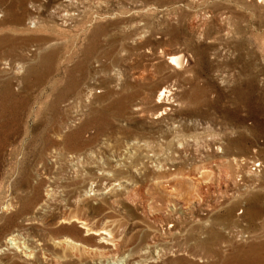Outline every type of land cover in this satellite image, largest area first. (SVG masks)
Here are the masks:
<instances>
[{"label":"rangeland","instance_id":"374dc122","mask_svg":"<svg viewBox=\"0 0 264 264\" xmlns=\"http://www.w3.org/2000/svg\"><path fill=\"white\" fill-rule=\"evenodd\" d=\"M0 36V264H35L12 234L48 264H232L264 243L236 196L264 203V0H0ZM47 52L40 82L14 78Z\"/></svg>","mask_w":264,"mask_h":264},{"label":"bare ground","instance_id":"6f19581e","mask_svg":"<svg viewBox=\"0 0 264 264\" xmlns=\"http://www.w3.org/2000/svg\"><path fill=\"white\" fill-rule=\"evenodd\" d=\"M10 42H11V39L9 37L0 36V59L5 58L6 54L4 53V47L10 44ZM194 50H195L196 55L198 56L199 64L202 66L204 63L201 61L205 57L204 49L202 47L197 46V47H194ZM165 60L168 63H170V65L173 64L176 67H182L184 65L183 62L185 60V54H183V52L181 51H176L174 53H166ZM51 62H52V52L44 53L41 56L40 61L39 63H37L36 66L26 67V65L28 64V61L27 60L23 61L19 59L17 60L16 64H14L15 66H12V75L14 76L15 79L16 78L20 79V81L24 83L25 87H27L26 79L28 80L27 78L28 73H30V71H34L35 78L33 77V79L35 83H38L44 77V73L49 70ZM13 98H14V94L11 90L10 81L5 78L0 79V109L3 111L5 106ZM78 133H80L79 130L73 132L71 136L75 135L78 137ZM250 161L259 163L258 165L254 164L255 170L252 171V172H258L261 168L262 163L257 159H250ZM256 181H258V178H256L252 183ZM252 189L253 190L248 189L244 194L241 192H237L236 196H237V200L244 204L247 202V200L251 199V202L247 204L248 205L247 207H249L251 211L250 216L254 215L255 218H259L264 215V203L263 201H261V196H259V194L256 193V188L254 189V187H252ZM80 226L82 225L80 224ZM82 227L85 228V226H82ZM87 229H85L86 232H87ZM93 233L97 234V232H93ZM31 242L33 243V248H38L41 245V242L39 240H32ZM64 243L69 246L74 245L73 244L74 242L68 239H64ZM4 245L18 252L17 254L18 257L31 258L33 260L32 263L35 262V264H48L49 261H51V259L53 260L54 258H59V256L51 255L49 253H45L44 251L40 252V254L33 253L30 249H28L29 247H28L27 241L25 240L17 241L16 238L13 236V234L6 237ZM263 250H264V243L250 245L247 248H240L236 252L233 253V260L231 263L232 264L259 263L261 260H264V257L260 255V253ZM89 264H102V262L100 259H93L89 261Z\"/></svg>","mask_w":264,"mask_h":264},{"label":"built area","instance_id":"2783aa9c","mask_svg":"<svg viewBox=\"0 0 264 264\" xmlns=\"http://www.w3.org/2000/svg\"><path fill=\"white\" fill-rule=\"evenodd\" d=\"M253 161H254V160H253ZM248 163H249L248 166H249V168L251 169V171L255 170V165H254V164H257V165L259 164V163H257V162H251L250 160H249Z\"/></svg>","mask_w":264,"mask_h":264}]
</instances>
